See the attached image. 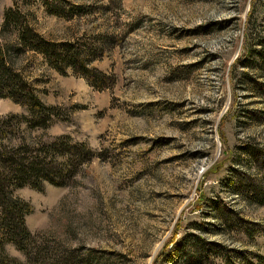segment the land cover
<instances>
[{"label": "rangeland", "instance_id": "obj_1", "mask_svg": "<svg viewBox=\"0 0 264 264\" xmlns=\"http://www.w3.org/2000/svg\"><path fill=\"white\" fill-rule=\"evenodd\" d=\"M29 29L89 51L106 87L54 70L22 43ZM0 59L61 114L11 122L4 142L69 136L96 153L67 186L14 191L48 262L264 258V0H0ZM14 114L28 109L0 97V126Z\"/></svg>", "mask_w": 264, "mask_h": 264}, {"label": "trees", "instance_id": "obj_2", "mask_svg": "<svg viewBox=\"0 0 264 264\" xmlns=\"http://www.w3.org/2000/svg\"><path fill=\"white\" fill-rule=\"evenodd\" d=\"M49 11L65 17L58 10ZM71 13V16L83 15L86 11L79 6ZM21 41L30 50L42 54L48 64L62 75L71 69L97 89L106 87L103 83L110 79L91 67L89 51L81 50L75 43L47 41L31 29L22 33ZM0 97H8L28 109V115H11L0 126V264H53L48 262L47 255L41 256L46 248L38 246L37 238L26 225V217L33 211L31 204L15 196L14 191L23 187L42 191L46 183L67 186L79 167L93 160L96 153L86 143L75 142L69 136L32 144L24 141L18 144L4 142L3 136L11 122L14 126L24 124L31 129H47L61 119V114L59 107L43 103L20 74L13 72L1 59ZM8 244L21 251L25 261L8 255ZM72 259L67 255L61 262L54 264H69ZM256 264H264V258L260 257Z\"/></svg>", "mask_w": 264, "mask_h": 264}]
</instances>
